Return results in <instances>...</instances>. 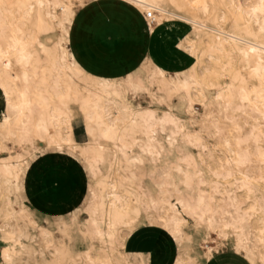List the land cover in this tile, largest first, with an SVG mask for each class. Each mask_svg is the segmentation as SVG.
Listing matches in <instances>:
<instances>
[{
    "label": "bare ground",
    "instance_id": "1",
    "mask_svg": "<svg viewBox=\"0 0 264 264\" xmlns=\"http://www.w3.org/2000/svg\"><path fill=\"white\" fill-rule=\"evenodd\" d=\"M123 1L137 7L144 15L147 11L152 12L151 19L145 18L151 33L159 29L169 37L172 34L178 49L185 48V43L190 42L186 49H191L194 55L192 65L173 71L174 76H170L148 56L138 69L125 77L94 76L85 71L71 50L64 46L69 42V29L75 15L73 5L83 6L84 0H4L13 7L8 11L0 9V149L8 153L0 157V217L4 220L1 230L5 243L2 261L16 264L14 256L25 251L21 234L13 230L9 222L20 207V202L11 201L9 197L17 191L16 177L20 166L28 154L38 150L39 146L49 148L50 143L62 142L64 152L77 161L85 173V194L80 197L79 204L82 209H88L83 226L89 248L77 256L53 240L48 264H149L151 254H127L124 251V242L135 229L124 234L127 231L125 218L133 216L137 220L143 210L147 212L146 218H151L149 224L153 219L162 224L191 218L186 201L177 203V188L169 185L174 182L184 190L179 181L190 177L195 185L200 179L197 174L202 172L191 165L188 155L177 156L174 161L166 159L174 156L180 135L191 143L198 141V137L189 132L182 133L184 125L175 113L159 114L156 109L140 104H132L124 110V93L137 95L144 92L151 96L153 103L159 99L170 101L175 96L189 119L192 118L191 104L198 98L208 107L209 118L231 124L230 132L223 138V148L228 154L224 166L227 167L223 174H215L231 177V167L235 166L242 175L232 185L241 188L236 181L244 185L241 189L254 210L241 212L243 216L246 211V218L240 225L239 239L246 257H251L248 261L264 264V192L258 184H264L262 0L249 3L248 0ZM58 9L60 13H57ZM226 22H229L228 28ZM24 25L26 29L22 27ZM55 26L61 27L62 32L57 41L49 45L43 35L52 32ZM204 44L206 49L200 51V45ZM39 52L44 54V60ZM220 54L240 57V70L230 69L232 63L229 60L223 65L222 70L230 74V81L223 85L211 80V75L217 71L201 67L200 60L201 56L207 55L218 62ZM20 55L26 57L24 68L17 63ZM207 73L210 75L206 76ZM75 78L85 82L82 89L86 94L80 92ZM74 102L78 103L85 118L91 144L78 143L73 137L71 104ZM17 105L16 111L10 110V106L16 108ZM62 105L67 111H62ZM7 140L13 142L14 153L6 149ZM152 161H155L153 165L161 164L163 175L157 196L148 194L135 183L138 178L136 168ZM251 165H255V171L249 173ZM121 170L126 173L124 176ZM175 175L180 176L178 180ZM203 179L205 183L200 185V192L204 193V204L196 205L203 216L202 226L207 230L214 226L232 231L235 209L224 208L216 194L226 195L224 200L229 205L233 200L241 201L232 186L214 191L215 184L209 185ZM202 185L209 186L208 192L201 188ZM173 195L175 203L171 201ZM185 225L174 223V231L164 227L178 249L172 264H196L189 260L183 249L188 240ZM149 256L151 259L145 258ZM210 259L207 257L205 262Z\"/></svg>",
    "mask_w": 264,
    "mask_h": 264
},
{
    "label": "rangeland",
    "instance_id": "2",
    "mask_svg": "<svg viewBox=\"0 0 264 264\" xmlns=\"http://www.w3.org/2000/svg\"><path fill=\"white\" fill-rule=\"evenodd\" d=\"M87 1L90 0H84V4ZM252 1L253 0H248L246 2L249 3ZM79 5L78 3L73 5L75 12L81 7ZM60 12L61 11L58 9L57 13ZM153 13L156 15V12ZM226 26L228 28L229 22H226ZM22 27L24 29L27 28L25 25ZM55 27V30L53 29L52 32L43 35V38L46 39L49 45H53L61 35V27ZM7 31L9 32V28ZM146 31L153 42L162 44V47L156 48L163 49L161 60L155 56H152V59L157 65L163 67L170 76H174L173 71L182 70L184 67L192 65L194 62V55L191 49H186L187 46L191 45L190 42L185 43V48L178 49L172 34L171 37H169L164 30L159 29L151 33L147 24ZM64 44L65 47L70 49L69 42H65ZM199 49L200 51L206 49V45H200ZM39 56L44 60L43 53L39 52ZM218 56L221 58L218 62L209 59L207 55L201 56V67H210L213 71H217V74L211 75V80L218 85H223L225 82L230 81V74L228 71L222 70L223 65L229 60L233 66H230V69L240 70V57L236 54L230 56H222L220 54ZM199 68L198 70H200ZM187 72L186 70V73ZM209 75L208 73L206 74V76ZM75 84L80 87L79 90L81 93L86 94V90L82 89L85 85L83 80L75 78ZM131 95L132 94L129 96ZM134 96L136 98L135 105L140 104L142 107L156 109L159 114H167L169 112L177 114L181 124L184 125L182 133L189 132L198 137V141L194 142L196 143L194 144L183 140L180 135L177 147L173 152L174 156L166 159L167 161H174L177 156L182 157L188 155L191 165L200 169L203 177L207 181L216 180V177L212 175L213 173L223 174V172H225L227 166L224 165L227 162L226 159H228V154L223 148V138L230 132L232 128L231 124L222 120H215L216 118L214 117L209 118L208 107L198 98L191 104L193 108V119H189L181 102L175 96H173L170 101L163 102L159 99L155 103H153L148 93L142 92ZM171 104L173 107L170 106ZM71 107L72 123L83 124L85 126L86 121L79 109L78 103H72ZM79 140H84L89 144L92 143L91 137L88 134L87 136L81 137ZM5 144L7 145L6 149L14 153L15 149L13 142L7 140ZM176 150L178 152H176ZM7 154V152L0 149V157L7 156ZM121 161L122 164H125L124 159H121ZM160 165V163L153 165L150 162H146L143 166L136 168L138 171V178L135 181L136 185L138 187L140 186V188L145 190L148 194H153L155 196L159 195L160 190L158 185L160 181H163ZM183 165L186 164L183 162ZM254 168L255 165H251L248 172L252 173V171H255ZM141 169H155V175L150 176L146 172H142ZM231 170L233 176L228 178L223 177V175L219 176L217 183L220 184L221 189H230L232 186L234 194L241 201V204L249 206L250 201L246 198L245 191L232 185L235 179L239 180L242 175L235 166H232ZM121 172L122 176L126 174L122 170ZM18 176L20 181L19 191H14L9 197L11 201L20 202V207L15 214L11 216L9 222L12 229L21 234V241L25 245V251L18 257L14 256L17 258L16 264H48L51 259V242L53 240L56 244L66 247L70 254L79 256L87 252L89 240L83 226L87 214L85 211H81L82 207L81 204H79L80 199L85 194L87 179L78 162L64 151H49L46 146H43L42 152L38 149L26 156V161L20 166ZM175 177H177L178 180L180 176L175 175ZM49 181H51V183H49ZM236 184L238 185V183ZM258 184L260 185V189L264 192V184L261 182ZM164 187L167 188L166 185ZM201 188L205 190V192L209 190L208 185H202ZM225 197L226 195L224 194H216L217 201L220 202L224 208L232 210L229 203L224 200ZM33 198L35 199L33 200ZM171 201L173 203L176 202L174 195L171 197ZM146 214L147 212L145 210L141 212V216L137 220L143 217L145 222L141 223L139 226L150 223L146 218ZM186 218L187 221H189V223L185 225V232L188 236V240L183 244V249H186L191 262L200 264L201 260H203L204 264H209L210 262H205L207 256H204V253L207 252V247L209 246L213 249L215 248L213 243L215 235L214 233L209 234L208 230L203 226H201L200 229L192 227V219L189 217ZM153 220V223L150 225H161L157 220ZM3 222V218L0 217V264H5L1 256V251L5 244L2 239L3 233L1 230ZM138 227H136L134 231ZM161 229L163 230L162 238L154 253L151 254L152 260H150L149 264H172L178 251L177 245L166 232L165 228L161 227ZM201 233L207 235L208 239L205 240ZM120 257L125 258V256ZM150 257L151 256L145 258ZM132 259L140 260V258L137 257H133Z\"/></svg>",
    "mask_w": 264,
    "mask_h": 264
},
{
    "label": "crops",
    "instance_id": "3",
    "mask_svg": "<svg viewBox=\"0 0 264 264\" xmlns=\"http://www.w3.org/2000/svg\"><path fill=\"white\" fill-rule=\"evenodd\" d=\"M138 10L123 0H90L78 8L68 35L77 63L94 76L121 78L138 69L148 56L161 60L163 49L156 48L162 44L151 40L145 15ZM72 129L76 142L86 143L79 140L87 136L85 126L72 123ZM162 235L158 225L139 226L126 238L123 249L127 254H152ZM246 264L251 263L246 260Z\"/></svg>",
    "mask_w": 264,
    "mask_h": 264
},
{
    "label": "snow or ice",
    "instance_id": "4",
    "mask_svg": "<svg viewBox=\"0 0 264 264\" xmlns=\"http://www.w3.org/2000/svg\"><path fill=\"white\" fill-rule=\"evenodd\" d=\"M262 8H264V0H262V3L260 5ZM12 5L5 4L4 0H0V9H4L5 11H8ZM11 48V45H9ZM19 51V50H18ZM26 59L24 55H20L17 59V63L21 65V68H24L23 61ZM125 98V108L124 110L127 111L129 106L134 104L136 102V98L134 95H127L126 93L123 94ZM62 111H67L66 108L62 105ZM19 108V105L16 106V108H11V111H16ZM10 119V117H9ZM8 121H5V124H7ZM135 123V122H134ZM39 139V137H37ZM170 139V138H169ZM61 143H50L49 144V151H65L63 147H61ZM39 150L43 151V146H39ZM70 151V150H69ZM160 151H163V148L160 149ZM143 163V161H140ZM70 163V162H69ZM150 163H155V161H152ZM142 172H146L150 176L155 175V169H141ZM167 175V173H165ZM200 179L197 180L196 184L193 185L192 178H184L179 181V184L184 185V190L179 189V185L175 184L174 182L171 183L169 186H174L177 188L176 197H177V203L180 201H186L187 207L189 209V215H191L192 218V224L191 226L200 229L203 224V216L199 214L200 209L196 207V205H203L204 204V193L200 192V185L204 184L205 181L203 179V174L198 173L197 174ZM216 177L215 181H207L209 185L215 184L214 191L216 189H219L220 185L217 183L219 180V175L213 173ZM171 180V178H169ZM51 183V181H49ZM236 183L241 184V188L244 187V185L237 181ZM16 190L19 191L20 181L19 176L16 177ZM249 191H251L249 189ZM197 193L199 195L197 196ZM231 195V194H230ZM78 202V200H77ZM230 207L234 208L235 211L232 213V215L235 218V222L232 224V231H225L222 228H215L214 226L208 228V233L215 235V240L213 241L215 248L213 249L211 246H209V250L204 253V256L210 257V264L211 261H214V264H246V260H251L250 256L245 255V249L242 248L241 242H240V233L242 231V228L240 225L244 223V220L246 218V211L244 212V215H241V212L247 209V211H253L254 207L246 206L244 204L238 203L237 201L233 200ZM88 209H81V211H85ZM83 219V218H82ZM145 220L143 217H141L139 220H136L133 216H128L124 220V227L127 229V231L124 233L125 235L127 232L132 231L134 228L138 227L141 223H144ZM148 222H151V218H149ZM174 223H189V221L181 218L179 221H167L165 223H162L161 227H167L170 231H174L173 224ZM211 223V221H209ZM225 228L228 227L227 222H225L224 225ZM201 235L204 236V239L207 240L208 236L201 233ZM200 264H204V261L201 260Z\"/></svg>",
    "mask_w": 264,
    "mask_h": 264
},
{
    "label": "built area",
    "instance_id": "5",
    "mask_svg": "<svg viewBox=\"0 0 264 264\" xmlns=\"http://www.w3.org/2000/svg\"><path fill=\"white\" fill-rule=\"evenodd\" d=\"M145 18H146V19H151V18H152V12H151V11H147V12L145 13Z\"/></svg>",
    "mask_w": 264,
    "mask_h": 264
}]
</instances>
